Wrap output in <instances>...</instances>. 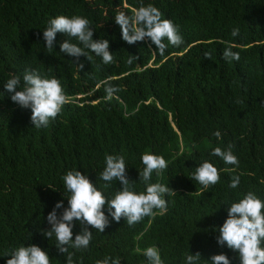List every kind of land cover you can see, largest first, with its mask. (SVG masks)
Segmentation results:
<instances>
[{"label":"trees","instance_id":"16d2710c","mask_svg":"<svg viewBox=\"0 0 264 264\" xmlns=\"http://www.w3.org/2000/svg\"><path fill=\"white\" fill-rule=\"evenodd\" d=\"M141 2L177 24L184 42L174 46L165 39L160 55L148 38L124 41L115 16H131ZM60 15L89 19L93 39L109 40L113 62L103 63L87 48L90 61L62 53L60 44L68 39L83 48L63 33L47 49L43 31ZM236 28L239 35L233 37ZM228 46L239 52L238 61L224 58ZM133 55L138 59L129 63ZM29 68L59 79L68 100L39 129L31 109L14 103L4 87L13 76L22 81ZM109 86L118 89L111 98ZM230 144L238 165L212 155ZM145 152L168 163L147 182L176 191L165 194L166 209L132 226L109 215L104 233L88 226L93 233L88 248H69L74 264H96L105 256L148 264L143 253L150 246L159 249L164 264H186V256L197 252L196 264H211L222 253L231 264H241L238 251L217 238L232 203L250 191L264 201V0H0V264L29 245L48 252L51 264H67L55 236L41 231L51 227L47 215L57 202L69 206L63 177L80 170L110 200L123 186L100 178L105 155H122L135 191L146 192L139 175ZM204 161L220 176L207 188L191 178ZM234 176L240 177L237 188L229 187ZM104 211L108 215L107 205ZM75 225L73 239L82 230L78 221Z\"/></svg>","mask_w":264,"mask_h":264},{"label":"clouds","instance_id":"9594fccd","mask_svg":"<svg viewBox=\"0 0 264 264\" xmlns=\"http://www.w3.org/2000/svg\"><path fill=\"white\" fill-rule=\"evenodd\" d=\"M115 22L120 25L122 39L128 44L148 38L157 47L160 55H163L167 48V44L164 43L165 39L174 46H179L184 42L179 26L171 19H162L161 11L152 4L144 5L141 2V6L135 9L131 16L125 12H119L115 16ZM94 31L91 21L83 16L60 15L49 21L47 28L43 31V36L46 48L49 50L54 48L57 33L78 39L83 44V48L70 42L69 39L60 44V51L75 57L77 61L81 56L91 60V57L84 51L87 48L102 57L103 63H112L114 57L110 51L109 40H94ZM231 35L238 36L239 29H233ZM205 55L211 58L210 54ZM223 56L229 62L238 61L240 58L239 52H233L231 46L226 47ZM133 59H138V57L133 55L128 62L132 63ZM79 67L82 69L84 66L79 64ZM22 81L19 75L13 76L5 82L4 87L7 92L12 93L11 100L14 103L21 108L31 109V121L35 128L47 127L50 121L55 120L62 112L68 102L64 86L59 79L42 76L39 69L32 70L31 68L24 72ZM117 90L111 86L107 87L108 98H111L113 92ZM214 135L220 138L219 131ZM232 148L231 144L226 150L216 147L212 155L221 157L226 164L238 165V158L233 154ZM105 160L106 167L100 178L106 182L119 181L123 186L115 193L114 198L109 200L80 170L68 171L63 181L70 193L69 206L64 208L63 201L57 202L47 215V222L51 227L41 230L50 239L55 236L58 251L63 254L67 253V264H74V254L69 251V248L76 250L88 248L93 238V233L88 226L104 233L110 223L109 215L117 223L122 217L126 218L127 224L132 226L142 221L144 217L153 216L155 209L165 210L167 207L165 194L170 195L175 191L159 182L147 183L154 172L159 176L168 167L162 155L151 152H145L142 155L145 167L139 171V175L140 181L145 182L147 187L146 192L139 193L134 189L135 181L128 178L124 156L106 154ZM191 178L207 188L219 182V170L213 163L204 161L196 168ZM239 183L240 177L234 176L229 187L237 188ZM108 186V184L104 185L105 188ZM105 205H107L108 215L104 211ZM62 208L63 212L58 215L57 210ZM76 221L80 223L82 230L73 239V228L76 226ZM218 232L219 245L226 244L229 249L238 251L241 264H264V247H262L264 243V201L255 193L250 191L239 202L230 205L228 218L218 228ZM143 254L148 264H164L160 251L155 246L147 247ZM10 257L6 264H51L48 252L36 245L20 246L10 253ZM200 258L199 252L195 255L189 254L186 256V264H196ZM96 264H121V260L119 257L105 256ZM211 264H231V261L226 254L222 253L213 255Z\"/></svg>","mask_w":264,"mask_h":264}]
</instances>
